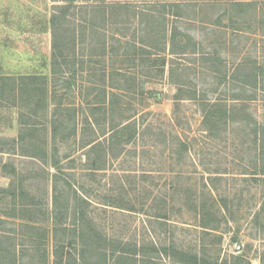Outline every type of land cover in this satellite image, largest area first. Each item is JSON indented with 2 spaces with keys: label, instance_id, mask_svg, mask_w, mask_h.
<instances>
[{
  "label": "rangeland",
  "instance_id": "rangeland-1",
  "mask_svg": "<svg viewBox=\"0 0 264 264\" xmlns=\"http://www.w3.org/2000/svg\"><path fill=\"white\" fill-rule=\"evenodd\" d=\"M165 1L168 0H108L135 2L142 7ZM231 2L200 0L190 14L193 20L179 21L199 44L196 55L180 60L187 82L180 99L178 87L168 79L169 66L165 76L158 75L159 67L148 74L146 69L133 68L132 76L137 79L127 83L121 76H111L112 63L108 58L93 65L92 71L88 66L85 74L77 76L72 91H64L60 76L52 74V35L46 26L54 0H0V79L12 78L19 87L22 78L37 76L35 83L42 86L46 79L50 93L60 95L55 102L58 107H53L49 97V108L44 110L41 104L36 109L38 117L51 122L61 114L64 125L56 144L60 157L70 156L63 159L64 166L75 162V186L87 200L82 208L110 234L154 239L190 252L205 249L211 258L235 255L241 256L243 264H264V214L258 215L264 210V176L241 174L245 168L252 170L257 160L250 128L233 124L222 137H209L199 102L189 97L193 89L197 98H221L234 103V94L240 92L229 82L234 70L254 65L264 69V0H252L240 12L231 10ZM203 55L221 58L218 75ZM222 74L228 77L219 85ZM10 88L6 87V95L0 97V138L18 136L21 99L33 108L39 105L38 97L31 102L28 96L16 99ZM254 94L256 99L248 103L250 112L264 122V78ZM112 98L114 109L109 108ZM132 117L140 133L138 140L128 145L121 157L109 159L106 170L90 173L91 149L86 141L99 137L104 140L101 132L111 122ZM86 118L93 121L96 137L92 136L94 132ZM74 121L78 133L68 138ZM52 126L49 125L50 132ZM62 136L67 137L66 141H62ZM157 136L167 138L168 142L175 137L181 139L188 152L179 158L163 145L153 146ZM4 164L15 167L18 177H23L27 195L18 200L0 195V217L7 220L0 225V236H10L18 252L24 247L28 261L39 262L41 254L47 252L49 264H53L52 186L44 185L38 176L39 165L31 159L1 154L0 190L8 188L13 180V175L1 169ZM216 176L219 180L213 182L211 178ZM115 199L134 209L106 205L108 200ZM224 200L229 213L225 212ZM33 201L39 205H33ZM202 223L216 227L206 232ZM44 230L48 239L37 245L38 239L34 242L32 236ZM12 232L14 235H9Z\"/></svg>",
  "mask_w": 264,
  "mask_h": 264
},
{
  "label": "trees",
  "instance_id": "trees-1",
  "mask_svg": "<svg viewBox=\"0 0 264 264\" xmlns=\"http://www.w3.org/2000/svg\"><path fill=\"white\" fill-rule=\"evenodd\" d=\"M199 1L168 0L155 6L142 7L140 6L142 4L135 2L54 0L53 12L46 23L52 35V74L60 76L61 88L70 92L78 75L85 74L88 66L92 71L93 65H98L107 58L112 63L111 76H121L127 83H135L137 79L132 76L133 68L146 69L148 74L152 68L159 67L158 75L165 76L166 68L169 66L168 79L178 87L177 98L180 99L184 95V88L187 87L185 72L180 69V60L196 55L199 44L190 30L183 29L179 21L193 20L190 14L194 12ZM201 1L207 3L208 0ZM251 3L252 0H232L230 8L240 12ZM232 20L233 24L238 25L234 19ZM203 57L212 65L210 66L212 72L218 75L221 58L214 55H203ZM105 70L107 71L104 67L103 76L106 75ZM227 77V74H222L218 84L222 85ZM229 78L234 89L240 91L234 94L232 99L234 103L221 98L215 100L205 96L197 98V91L193 89L189 97L198 100L204 114L203 124L209 137L217 139L222 137L233 124L250 128L257 160L252 170L244 167L241 174L253 177L264 176V122H259L254 117L248 105L249 101L256 99L254 93L264 78V69L257 65L240 66ZM37 79V76L22 78L19 87L18 82L12 78L0 79V82L4 81L3 85H0V97L6 95V87L10 85L12 88L9 91L16 99L28 96L29 102L33 101L34 97H38L39 101L38 107L33 108L32 104L22 103L21 99L19 134L14 138H0V155L12 154L31 159L34 165H39L41 172L38 176L43 180L44 185L48 188L52 186L53 264H243L241 256L211 258L205 249L200 252H190L175 244H161L154 239L110 234L89 215L87 209L82 208L87 204V200L78 193L75 186L76 178L73 170L75 162H69L72 167L70 165L67 167L64 166L63 159L67 160L70 156L60 157L56 144L60 140V129L64 125V120L59 118L61 114L58 119L55 118L51 122H47V118L38 117L36 109L42 104L41 106L46 110L51 104L49 100L52 99L53 107L57 108L55 102L60 95L57 96L56 92L50 93L46 79L42 84L43 87L35 83ZM114 104V98L109 100V108L114 109ZM94 111L99 110L94 109ZM74 117L76 120V115ZM132 119L133 117L119 123L111 122L109 128L101 132L104 140H100L99 137L90 142L86 141V146H90L91 149L89 157L91 165L88 170L90 173L106 170L109 159L121 157L126 147L138 140L140 133L136 120ZM86 122H90L94 132L92 136H95L97 131L93 121L86 118ZM97 124L99 125L98 121ZM49 125H53L51 132ZM74 125L68 138L78 133L76 121ZM148 131L152 133V130L147 128ZM61 139L66 141L67 137L62 136ZM152 143L153 146H165L179 158L188 152L187 145L177 137L168 142L167 138L157 136ZM1 169L13 175V180L8 188L0 190V195L13 200H18L19 196L24 198L27 192L24 189L23 177H18L15 167L11 165L4 164ZM51 169L55 172H51ZM211 180L216 182L219 177L216 176ZM73 192L74 196H72ZM108 201L107 206L122 210L134 209L131 204L123 201L116 199ZM223 203L225 212L229 213L227 201L224 200ZM33 205L39 204L33 201ZM260 214H264V210L258 215ZM6 221L0 217V225L5 224ZM201 227L204 231L210 232L216 226L202 223ZM32 229L36 230L35 226H32ZM44 232L32 236L35 238L34 242L38 239L37 245L40 241L45 242L48 239L47 231ZM12 233L9 235H14V232ZM9 237L0 236V264L50 263L47 252L41 254L39 262L28 261L24 247L18 252L17 246L11 243Z\"/></svg>",
  "mask_w": 264,
  "mask_h": 264
}]
</instances>
